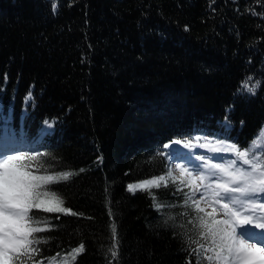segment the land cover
<instances>
[{
	"label": "trees",
	"instance_id": "obj_1",
	"mask_svg": "<svg viewBox=\"0 0 264 264\" xmlns=\"http://www.w3.org/2000/svg\"><path fill=\"white\" fill-rule=\"evenodd\" d=\"M263 126L264 0H0V139L32 144L9 149L33 175L73 173L49 187L77 215L33 210L57 225L37 234L45 264H195L189 188L152 189L175 205L157 211L128 185L169 171V141L247 149Z\"/></svg>",
	"mask_w": 264,
	"mask_h": 264
},
{
	"label": "snow or ice",
	"instance_id": "obj_2",
	"mask_svg": "<svg viewBox=\"0 0 264 264\" xmlns=\"http://www.w3.org/2000/svg\"><path fill=\"white\" fill-rule=\"evenodd\" d=\"M249 80L251 77L243 82L242 87L255 96L260 82L249 87ZM257 149H264V128L249 148L230 145L227 150L234 152L236 159L227 165H211L214 170L207 175L201 173L194 176L188 168L176 165L180 170L179 177L173 176L169 170L165 175L129 184L128 190L133 193L138 190L148 192L153 198V207L160 211L175 205L159 202L157 193L152 189L167 188L169 181L177 184V180L179 185L190 189V193H183L182 206L191 212L181 215H193L188 223L193 225L197 238L189 237L188 240L198 247L186 251L189 257H195V264H264V151L257 153ZM35 160V156L20 150L0 152V264H28L29 261L45 264L36 257L42 254L39 246L47 244L48 238L37 234L53 231L57 225L46 217L35 216L34 209L77 215L64 206L58 191L49 187L68 180L73 173L63 171L55 175H33L28 170L27 161ZM238 161L240 166H237ZM210 177L216 179L205 183ZM179 185L175 191L183 192ZM202 190L199 198H194ZM169 219L175 220V217L170 216ZM111 233L113 244L108 251L115 259L118 255L114 250L118 248L115 225ZM84 251V243L81 242L70 250L69 255L75 261ZM59 255L56 253L48 264H53ZM187 264H193V260L188 259Z\"/></svg>",
	"mask_w": 264,
	"mask_h": 264
},
{
	"label": "rangeland",
	"instance_id": "obj_3",
	"mask_svg": "<svg viewBox=\"0 0 264 264\" xmlns=\"http://www.w3.org/2000/svg\"><path fill=\"white\" fill-rule=\"evenodd\" d=\"M263 128H264V126H263ZM260 132H261V130H260ZM2 138H4V137H2ZM6 139L9 140L8 136ZM225 140H227V139L219 138V137H215V136H210V135H205V134L199 132V133H196L194 135L193 139L190 142H186V141H183L180 139H174V140L170 141L169 144L166 143L165 145H167V147H165V148L167 149V155H168V159H169V163H170L169 170H171L173 172V176L179 177L180 170L178 168H176V165H181L183 167L188 168L189 171H192L194 176L201 174V173L207 175L210 170H214V169L210 168L211 165H215V164L227 165V164H229L232 160L236 159V156H235L234 152L227 150L229 145L224 143ZM176 141H180V143H176ZM9 143H12V142H9ZM12 144H14V143H12ZM31 145L32 144H30V143L25 144L22 148L31 151L32 150ZM9 146H10V144H9ZM178 146H180V148H177ZM181 146L188 148L190 150L189 155H191V156H192L193 151H195V150L197 151L198 155L196 157L195 162L192 161V162H190V164H188V162L186 163L187 159H184L182 157V155L184 154L183 153L184 150L181 148ZM214 148H218V149L221 148L222 150H225L227 152L230 151V152H232V155L225 154V152L222 153L221 157L220 156L211 157V156L205 155V154H208L210 152H214L215 151ZM12 149L13 148H11V150L9 149L10 150L9 152H12L13 151ZM17 149H19V148H17ZM212 149H213V151H212ZM176 153L181 154V156L179 155L180 156L179 157L178 155H175ZM185 154H188V153H185ZM187 158L190 159V156H187ZM196 164H199V165L197 166ZM237 166H240L239 161L237 162ZM193 167H202L204 169L206 168L207 170L205 172L203 170L197 171L198 169H193ZM244 167H247V166H244ZM212 178L213 177H210V180L205 181V183L214 181L216 179V178H213V179ZM144 180H146V179H144ZM144 180L136 181L132 184L140 183ZM189 192H190V189H189ZM202 192H203V190L200 193H196V196L194 198L198 199L199 196L202 194ZM202 206H204V205L202 204ZM206 210L211 211V208H207ZM218 218H222V217H218ZM245 227H248V226H245ZM238 231H239V229H238Z\"/></svg>",
	"mask_w": 264,
	"mask_h": 264
},
{
	"label": "bare ground",
	"instance_id": "obj_4",
	"mask_svg": "<svg viewBox=\"0 0 264 264\" xmlns=\"http://www.w3.org/2000/svg\"><path fill=\"white\" fill-rule=\"evenodd\" d=\"M169 143H170V142H168V144H169ZM224 143L227 144V145H229V146H230V145H233V143H232V142H229V141H224ZM177 148H180V146H178ZM181 148L184 150V151H183L184 154L182 155V157H183L184 159H187L186 163L188 162V164H190V162H192V161L195 162L196 157H197V155H198V154H197V151H196V150L193 151V152H192V156H191V155H189L190 150H189L188 148H185V147H183V146H181ZM197 148H198V147H197ZM215 149H218V148H214V150H215ZM179 150H180V149H179ZM175 151H176V150H175ZM212 151H213V149H212ZM181 152H182V151H181ZM223 152H225V154L232 155V152H230V151L227 152V151H225V150H222L221 148H219V151H216V150H215L214 152H210V153L205 154V155H207V156H211V157H217V156H220V157H221ZM185 153H188V154H185ZM175 155H178V156L180 155V156H181V154H179V153H176ZM203 155H204V154H203ZM180 156H179V157H180ZM187 156H190V159H188ZM196 165L198 166L199 164H196ZM200 166H201V165H200ZM193 169H198L197 171H200V170L202 171V170H203L204 172L207 170L206 168L204 169V168H202V167H193ZM198 173H199V172H198ZM213 178H216V177H213ZM213 178H212V179H213Z\"/></svg>",
	"mask_w": 264,
	"mask_h": 264
}]
</instances>
